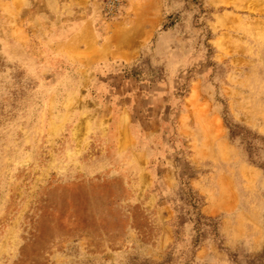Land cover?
<instances>
[{"label": "rangeland", "instance_id": "374dc122", "mask_svg": "<svg viewBox=\"0 0 264 264\" xmlns=\"http://www.w3.org/2000/svg\"><path fill=\"white\" fill-rule=\"evenodd\" d=\"M0 264H264V0H0Z\"/></svg>", "mask_w": 264, "mask_h": 264}, {"label": "crops", "instance_id": "0c3cea01", "mask_svg": "<svg viewBox=\"0 0 264 264\" xmlns=\"http://www.w3.org/2000/svg\"><path fill=\"white\" fill-rule=\"evenodd\" d=\"M136 38H133L130 42H129V46L131 48H133L134 46H136V42H135ZM135 55V54H134ZM134 55H132L131 53L129 55H126L125 57L132 59L135 58Z\"/></svg>", "mask_w": 264, "mask_h": 264}]
</instances>
